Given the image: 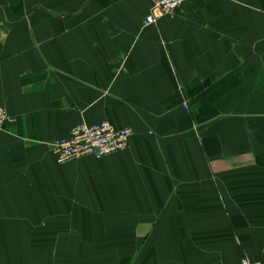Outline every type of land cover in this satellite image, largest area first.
<instances>
[{"label":"crops","instance_id":"0c3cea01","mask_svg":"<svg viewBox=\"0 0 264 264\" xmlns=\"http://www.w3.org/2000/svg\"><path fill=\"white\" fill-rule=\"evenodd\" d=\"M0 0V264L264 262V0ZM127 148L58 163L77 124Z\"/></svg>","mask_w":264,"mask_h":264},{"label":"built area","instance_id":"2783aa9c","mask_svg":"<svg viewBox=\"0 0 264 264\" xmlns=\"http://www.w3.org/2000/svg\"><path fill=\"white\" fill-rule=\"evenodd\" d=\"M150 11L144 25L156 23L166 14L174 13L186 0H150ZM9 119L6 109L0 106V129ZM133 130L130 127H116L108 120L95 124L86 122L75 125L65 137L53 142V152L58 163H65L82 156L101 158L128 147ZM240 264H264L244 257Z\"/></svg>","mask_w":264,"mask_h":264}]
</instances>
